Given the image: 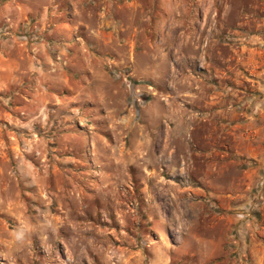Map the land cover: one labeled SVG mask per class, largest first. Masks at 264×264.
I'll list each match as a JSON object with an SVG mask.
<instances>
[{"label": "rangeland", "instance_id": "1", "mask_svg": "<svg viewBox=\"0 0 264 264\" xmlns=\"http://www.w3.org/2000/svg\"><path fill=\"white\" fill-rule=\"evenodd\" d=\"M6 32L40 47L2 107L0 264H264L257 184L191 155L214 134L192 93L214 58L243 84L230 47H262L264 0H0Z\"/></svg>", "mask_w": 264, "mask_h": 264}, {"label": "crops", "instance_id": "2", "mask_svg": "<svg viewBox=\"0 0 264 264\" xmlns=\"http://www.w3.org/2000/svg\"><path fill=\"white\" fill-rule=\"evenodd\" d=\"M5 34H0V119L8 115L2 109L3 105H13L17 109L19 105L15 106V102L32 96L39 72L37 52L40 46L37 39L32 41L29 35L24 34ZM261 45L247 46L242 40L234 43V48L230 47L242 67L239 78H243V84L238 80L231 82L225 71L220 73L215 68L214 58L211 69L206 71L208 77L212 71V80L206 86H198L192 93L194 100L191 99L195 101L198 116L194 125L198 126L203 120L206 128L213 129L214 134L205 131L194 134L197 143L191 155L206 164L214 155L221 161L229 159L242 163L243 184L248 188L256 184L258 187L257 193L247 195L252 197L247 208H252L253 213L261 211L258 226L264 234V42ZM204 93L206 96H202ZM214 145H222L220 154L212 149ZM213 169L217 170L216 167ZM197 180L211 184V179L207 177ZM244 222L247 224L250 221Z\"/></svg>", "mask_w": 264, "mask_h": 264}, {"label": "built area", "instance_id": "3", "mask_svg": "<svg viewBox=\"0 0 264 264\" xmlns=\"http://www.w3.org/2000/svg\"><path fill=\"white\" fill-rule=\"evenodd\" d=\"M6 34H8V33H6Z\"/></svg>", "mask_w": 264, "mask_h": 264}]
</instances>
